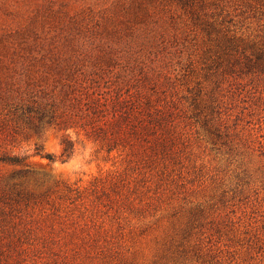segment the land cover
Instances as JSON below:
<instances>
[{
	"label": "rangeland",
	"instance_id": "1",
	"mask_svg": "<svg viewBox=\"0 0 264 264\" xmlns=\"http://www.w3.org/2000/svg\"><path fill=\"white\" fill-rule=\"evenodd\" d=\"M0 264H264V0H0Z\"/></svg>",
	"mask_w": 264,
	"mask_h": 264
},
{
	"label": "trees",
	"instance_id": "2",
	"mask_svg": "<svg viewBox=\"0 0 264 264\" xmlns=\"http://www.w3.org/2000/svg\"><path fill=\"white\" fill-rule=\"evenodd\" d=\"M113 90H97L93 86V80L89 82L85 80L73 79L68 82H64L60 86V90L58 94H60L61 99H59L58 103L55 102V99L51 101V111L46 110V113H50L51 118L48 121L49 123H53L54 117V109L56 107H61L60 116H62V121L58 122L57 125L60 129H68L73 126L75 122L72 120L78 118L83 119L87 117L89 120L95 117V122L98 124L95 126L91 124L90 127L93 130L99 129L104 133H107V129L109 124L111 125L112 131L109 135H119L125 132L124 127H121V122L116 118V111L113 112L112 118L107 119L108 106L119 105L121 103V94H112ZM117 105V106H118ZM116 106V108H117ZM124 113H128L127 118L125 119V127H130V130L136 132L137 128L145 129L149 126L143 123L145 121L141 116L138 117V114L133 112L124 111ZM138 121V122H137ZM137 122V123H136ZM63 148H62V156H68V154L72 150V142L64 136L63 140ZM45 157L51 160L49 154H45Z\"/></svg>",
	"mask_w": 264,
	"mask_h": 264
}]
</instances>
